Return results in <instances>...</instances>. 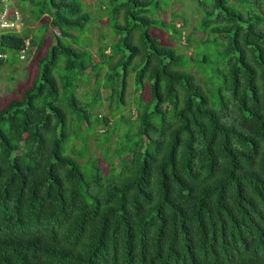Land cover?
<instances>
[{
    "label": "trees",
    "instance_id": "16d2710c",
    "mask_svg": "<svg viewBox=\"0 0 264 264\" xmlns=\"http://www.w3.org/2000/svg\"><path fill=\"white\" fill-rule=\"evenodd\" d=\"M24 1L58 33L0 29L37 60L0 100V264H264V0H190L198 37L109 0L95 51L79 0Z\"/></svg>",
    "mask_w": 264,
    "mask_h": 264
},
{
    "label": "rangeland",
    "instance_id": "374dc122",
    "mask_svg": "<svg viewBox=\"0 0 264 264\" xmlns=\"http://www.w3.org/2000/svg\"><path fill=\"white\" fill-rule=\"evenodd\" d=\"M82 4L83 10L88 12L91 15V21L88 24L86 31L81 33L82 39L87 42L91 39L90 43L95 51L97 49L98 44L100 43L101 35H105L108 40H114L117 38L116 34L112 30V20L111 13L109 9V0H79ZM3 4L0 2V10L2 9ZM10 6L18 7L23 11L24 18V26L23 30H30L32 34H37L39 36H44V46L46 47L51 40H53L54 33H58V29L53 27H43L44 24L49 23L50 16H43L40 19H36L31 15L29 10L31 9L29 2L24 0H11ZM190 0H171L170 5L168 7V11L161 13V17L165 18L167 21L170 20V15L173 12L177 13L178 18L176 21L181 25L182 23V15L184 13L185 16L188 17L190 27L186 30L188 34H191L194 37L203 36V33H196L193 31L197 14H194L192 11ZM173 15V14H172ZM54 32V33H53ZM154 33L163 39L164 43H169L168 33L162 29H155ZM43 46V49L45 48ZM180 47V46H179ZM182 48V47H181ZM42 49L41 55L46 53V50ZM183 50L188 53L192 52L191 47H183ZM9 59L5 65L0 66V100L5 95H13L16 94V90L18 84L20 82H25L27 79V63L32 64V70L35 71L37 60L33 61L32 58L29 57V53H27L26 59L20 58L19 52H9ZM26 67V68H25ZM134 81L132 80L128 85V97L127 100L129 104L126 106V110L128 111L135 102L136 94H135V86L133 85ZM127 113V112H126ZM95 145V141L91 144V147Z\"/></svg>",
    "mask_w": 264,
    "mask_h": 264
},
{
    "label": "built area",
    "instance_id": "2783aa9c",
    "mask_svg": "<svg viewBox=\"0 0 264 264\" xmlns=\"http://www.w3.org/2000/svg\"><path fill=\"white\" fill-rule=\"evenodd\" d=\"M3 4L0 10V29L6 31H21L24 26L23 11L18 7L10 6L11 0H0ZM30 40L27 41V47ZM26 56V50H23L22 57ZM5 54L0 53V58Z\"/></svg>",
    "mask_w": 264,
    "mask_h": 264
}]
</instances>
